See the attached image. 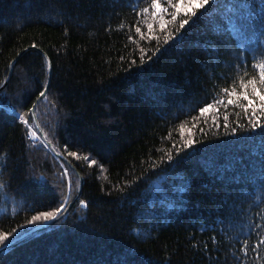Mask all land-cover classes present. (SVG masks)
I'll use <instances>...</instances> for the list:
<instances>
[{"label": "trees", "instance_id": "1", "mask_svg": "<svg viewBox=\"0 0 264 264\" xmlns=\"http://www.w3.org/2000/svg\"><path fill=\"white\" fill-rule=\"evenodd\" d=\"M160 2L0 0V264H264V130L223 91L251 93L264 0H209L183 28Z\"/></svg>", "mask_w": 264, "mask_h": 264}, {"label": "snow or ice", "instance_id": "2", "mask_svg": "<svg viewBox=\"0 0 264 264\" xmlns=\"http://www.w3.org/2000/svg\"><path fill=\"white\" fill-rule=\"evenodd\" d=\"M168 2L171 3V0H168ZM208 3L209 0H177L176 3L171 4L174 11H172L170 15L172 19L175 20L178 13H182V12L185 13V15L177 21L178 27L183 28L184 25L188 23V15L194 14L192 12L193 9L202 8ZM151 9H152L151 15L153 16L163 15L167 13V9L162 7L160 0H151ZM141 13H149V8L148 7L140 8L136 12L138 18L140 17ZM152 27L153 26L151 24L148 25L149 29H152ZM161 27L162 28L164 27L163 21H161ZM135 31L140 35H143L141 28L139 26L135 28ZM173 34H175V32H173ZM132 38L133 37L131 36L128 37V39H132ZM134 62L135 61H133V63ZM255 67L259 70L258 76L247 81V84H251V93H249V91L247 90L246 84L242 87L240 91H230L227 87L224 88L223 91L225 93H228V97H229L227 100L228 105H233L234 107L236 106L243 107L246 113L247 121L250 124L251 130H255L257 127H260L262 130H264V62L256 65ZM39 95L41 97H44L45 92H40ZM233 97H236V99H233ZM213 102H215V100H213ZM211 108H212V103L205 102L203 106L199 108V112L201 114L207 113ZM249 109H251L250 112ZM18 118L31 130L32 126L30 124V121L28 118H26L24 114H20ZM238 126L239 123H237V126L231 128L232 134H236ZM31 135L35 137L37 133L35 131H32ZM192 143H194V141L192 139H189L183 144V147L187 148ZM65 148H67V145H65ZM176 151L179 152L180 148H177ZM68 155L75 157L77 156V152L70 151L68 152ZM84 158L86 160L88 159L87 156H85ZM172 159L173 157L169 155L168 160L171 161ZM89 163L94 164L96 163V161L89 160ZM153 167H155V165H153ZM62 175L65 178H68V169L66 167L63 169ZM79 202L87 206L86 201L80 200ZM64 208H65V204L61 203L55 208L54 211H37L34 215L31 216L30 220H28L27 223L34 224L36 222L47 223L49 221H53L57 219V215L61 213V211ZM256 227L257 228L264 227V225L257 223ZM11 235L12 233L9 232L0 233V245L6 247L7 245L5 244V240ZM213 240H215V237H213ZM261 244H264V236H260L259 240L253 244L254 253L258 259L260 258V253L258 249ZM240 251L243 253L245 257H247L249 248H248V241L246 239L242 241ZM235 258L239 261V264H246V260L240 259L239 257H235Z\"/></svg>", "mask_w": 264, "mask_h": 264}, {"label": "rangeland", "instance_id": "3", "mask_svg": "<svg viewBox=\"0 0 264 264\" xmlns=\"http://www.w3.org/2000/svg\"><path fill=\"white\" fill-rule=\"evenodd\" d=\"M39 134H40V136L43 138V135H42V132L39 130ZM40 137H39V135L38 136H36V139H39Z\"/></svg>", "mask_w": 264, "mask_h": 264}, {"label": "water", "instance_id": "4", "mask_svg": "<svg viewBox=\"0 0 264 264\" xmlns=\"http://www.w3.org/2000/svg\"><path fill=\"white\" fill-rule=\"evenodd\" d=\"M33 116H34V113H33ZM35 117V116H34ZM35 123H36V126L38 128V124H37V120L35 119ZM39 129V128H38Z\"/></svg>", "mask_w": 264, "mask_h": 264}]
</instances>
